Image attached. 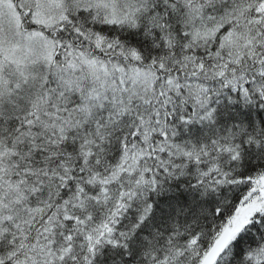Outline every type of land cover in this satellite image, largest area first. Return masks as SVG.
<instances>
[{
    "label": "snow or ice",
    "instance_id": "1",
    "mask_svg": "<svg viewBox=\"0 0 264 264\" xmlns=\"http://www.w3.org/2000/svg\"><path fill=\"white\" fill-rule=\"evenodd\" d=\"M0 264H264V0H0Z\"/></svg>",
    "mask_w": 264,
    "mask_h": 264
}]
</instances>
